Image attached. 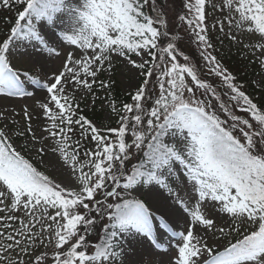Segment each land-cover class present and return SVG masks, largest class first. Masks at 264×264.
Instances as JSON below:
<instances>
[{
  "label": "snow or ice",
  "instance_id": "snow-or-ice-1",
  "mask_svg": "<svg viewBox=\"0 0 264 264\" xmlns=\"http://www.w3.org/2000/svg\"><path fill=\"white\" fill-rule=\"evenodd\" d=\"M170 2L0 0L15 12L0 38V96L35 97L26 85L45 92L35 100L40 135L27 106L26 125L0 127V264H264V108L211 51L208 23L209 8L219 10L212 28L230 41L236 31L254 37L244 48L264 68V0H183L177 18L223 94L179 50ZM68 48L55 70L14 63L29 50L51 58ZM116 61L142 82L119 107L108 93L117 126L99 127L79 100L112 87L98 73ZM48 149L70 187L22 154L44 164ZM178 209L188 217L182 230L171 226ZM158 251L174 255L154 260Z\"/></svg>",
  "mask_w": 264,
  "mask_h": 264
},
{
  "label": "rangeland",
  "instance_id": "rangeland-1",
  "mask_svg": "<svg viewBox=\"0 0 264 264\" xmlns=\"http://www.w3.org/2000/svg\"><path fill=\"white\" fill-rule=\"evenodd\" d=\"M172 7L170 10V15H174L175 9L177 8L178 0H172ZM174 25V23H173ZM228 31V26H226V32ZM181 36H183L182 39H184L186 43V47L192 49L191 51L194 53V56H196L197 64L201 66L203 70H207L206 67H204V62L202 61L199 51L194 43H192L191 33L190 31H187L186 25L183 24L180 29ZM235 34L238 37V41H230L228 38L225 40H222L219 42L220 45V52L223 54L229 55L231 53H236L242 56V58L247 59L250 63L259 64L253 55V53L247 49L244 48L245 44H248L250 42L254 43L255 38L253 37L251 40L248 37L241 36L239 31H236ZM71 50L70 48L62 50V55L60 57H48L47 53L38 54L36 52H33L32 50H29V54L23 57H17L14 60V63L17 64V66L20 67H27L29 64H36V65H43L45 70L48 69H58L61 64L62 60L64 58L63 51ZM208 72V70H207ZM35 74V73H34ZM98 78L101 80H108L109 78L111 81H114L118 84L119 88L123 93H126L129 95L130 92H134L136 87L138 86L137 81L142 82V77L138 76V70L132 69L129 67H124V65L116 61L114 63L113 69L110 72H101V75L98 73ZM218 78V77H217ZM253 84L257 88L258 92L254 95H250V98L257 97L261 93H264V68L259 73H254L252 76ZM225 86V85H224ZM226 88V86H225ZM26 90L34 91L35 97H12V98H5L3 96H0V112H5V114L8 115V120L4 121L0 119V127H3L5 124H8L10 127H20V125H26V121L23 119L22 115V109L24 106H27L29 110L32 112L34 119L32 120V125L36 129L37 135H40L42 132V128H36L37 124H42L43 118L37 120L35 117L38 114V109L35 107V100L42 98L45 95V92L43 90H40L37 86L33 85H26ZM100 96L102 98V101H96L95 98L92 95H88L86 98L80 99L79 104L84 105V107L92 111V108L96 107L101 112L100 115V121L99 123L95 122L97 126L103 127V125L107 121H114L116 117L114 115H111V110L108 107L109 99H106L105 96L107 95V91L99 89ZM227 91V89H226ZM199 95V93H198ZM130 96V95H129ZM93 100L95 102L93 103ZM264 108L263 106H261ZM14 143L16 144L18 150H21V146L24 144V140H16L14 138ZM40 145L38 144L37 147ZM22 154H24L27 158L31 159L32 162L37 166L38 169L41 171H45L46 174H48L53 179L62 182L64 186L70 187L72 185V181L69 179L68 173L65 169L60 167V164L57 163V155H54L51 151V149L47 150V154L43 156L44 164H41L39 162L40 157H35L33 159L34 154L30 151H22ZM54 165V167H53ZM166 195V194H165ZM173 202L171 200L168 201V204H172ZM195 201H190L189 206L194 204ZM156 211V208L153 209ZM161 212H164L165 209L163 207L160 208ZM177 214L179 217H182V219L179 220V225L176 222H173L171 220V226L174 228V230H182L183 225L185 221L188 220V217L185 213H183L182 209H178ZM177 218V217H176ZM236 236L235 233L232 234L230 237H223L220 238L217 241V244L214 246H219L221 249L223 246H226L230 241L234 242ZM169 237L167 234L160 235V242L165 244L167 246ZM174 243V241H173ZM174 255V252H156L153 254L152 258L154 260H167L170 256ZM144 260H148L149 257L145 256L143 257Z\"/></svg>",
  "mask_w": 264,
  "mask_h": 264
},
{
  "label": "trees",
  "instance_id": "trees-1",
  "mask_svg": "<svg viewBox=\"0 0 264 264\" xmlns=\"http://www.w3.org/2000/svg\"><path fill=\"white\" fill-rule=\"evenodd\" d=\"M171 4H173L172 0L170 3H168L169 9L172 7ZM177 4L178 5L177 8L175 9V13L174 15L171 16L172 18L170 19V23H169L170 34L178 35L180 37L179 40L177 41V46L179 50L182 51L185 55H188L192 63L197 64L198 62L196 61L197 59L196 56H194V53L191 51L192 49L187 48L185 46L186 43L184 39H182L183 36H181L182 34L180 32L183 23H181L177 17L179 14L185 11L183 9V0H178ZM208 11L210 14L208 23L211 30V41L214 45L211 51L213 52L214 55L217 56L221 64L236 77L235 82L238 84V86H241V90L245 91V93L248 94L249 97L250 95L256 94L258 90L253 84L252 76L254 75V73H259L263 68L259 64L257 65L255 63H250L247 59L242 58V56L239 54L231 53L229 55H226L220 52L219 42L221 41V39L225 40L226 36L224 33H220L218 31L219 28L218 25L216 28L211 27L214 22L212 16L215 17V20H220L221 19L220 12L219 10H217V12L213 14L210 8ZM14 16H15L14 11L0 9V38H2L3 35L6 33L9 24L14 21ZM5 18H7L9 23H5ZM226 26H227V22H225V32H226ZM178 60L181 63L184 62L182 56H178ZM201 70H202V77L207 79L208 82L212 83L213 86L217 88L219 93L223 94L226 91L224 84L220 81L219 78L210 75L206 69L203 70L201 68ZM149 87H151V85ZM94 91L96 93L94 97L95 100L102 101V98L100 96V91L97 89V86L94 88ZM107 92L111 94L110 99L116 103L117 107L121 106L122 103L131 102L130 96L126 93H123L116 82L112 84V87L108 89ZM107 96L108 94L105 96V98ZM224 99L227 100V97L225 96ZM251 99H253V101L257 103L258 106L264 107V93H261L259 96L253 97ZM80 109L82 114H84L87 118L99 123L101 112L98 109H96V107L95 108L93 107L92 111H89L83 105L80 104ZM116 119L114 121H107L103 125V127H116L117 126ZM86 146H90V145H86Z\"/></svg>",
  "mask_w": 264,
  "mask_h": 264
},
{
  "label": "bare ground",
  "instance_id": "bare-ground-1",
  "mask_svg": "<svg viewBox=\"0 0 264 264\" xmlns=\"http://www.w3.org/2000/svg\"><path fill=\"white\" fill-rule=\"evenodd\" d=\"M176 217H179L178 214H177V212H176V214H175V217L171 218V220H172L173 222H175V221H176Z\"/></svg>",
  "mask_w": 264,
  "mask_h": 264
}]
</instances>
